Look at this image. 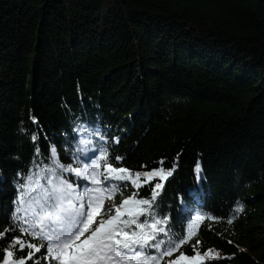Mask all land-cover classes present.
Returning a JSON list of instances; mask_svg holds the SVG:
<instances>
[{"label": "trees", "instance_id": "obj_1", "mask_svg": "<svg viewBox=\"0 0 264 264\" xmlns=\"http://www.w3.org/2000/svg\"><path fill=\"white\" fill-rule=\"evenodd\" d=\"M100 144L115 167L174 169L153 215L186 242L162 264H264V0H0V232L27 185L76 182L57 163ZM15 235L41 243L7 233L13 259L31 251Z\"/></svg>", "mask_w": 264, "mask_h": 264}, {"label": "snow or ice", "instance_id": "obj_2", "mask_svg": "<svg viewBox=\"0 0 264 264\" xmlns=\"http://www.w3.org/2000/svg\"><path fill=\"white\" fill-rule=\"evenodd\" d=\"M32 139L35 141L37 136L34 135ZM119 139L113 138L115 143ZM100 140L104 141L105 137L101 135ZM55 152V147H52L51 153ZM98 153V158L96 155L86 156L87 162H80L79 157H75L78 164L75 167L57 163L62 172L73 173L78 178L74 183L61 180L57 186L48 180L50 189L44 188L39 181L34 186L31 183L27 185L29 199L26 201L21 195L18 202L27 203L28 206L14 209L13 227L0 232V238L9 232H20L38 238L41 243L25 242L20 235L13 236L11 247L19 251L30 248L31 251L19 259H13V251L0 249V255L4 256L2 264H28V261H33V264H52V261L56 264H162L165 256H172L186 242L183 230L178 235L173 234L166 244L158 240L157 236L165 232L162 225L167 221L156 219L153 215V204L163 187L162 182L172 175L174 169L165 171L160 167L164 161H160L156 169L133 175L129 169L114 166L122 157H112V162H108L109 156L103 144L99 145ZM196 171H200L199 165ZM27 179L31 181L32 177ZM153 180L158 182L152 184ZM114 181L125 183L117 184ZM145 185H151L147 198L140 197L138 191ZM128 187L136 191L124 198L123 190ZM117 194L121 196L120 205L105 209L104 200L114 199ZM242 210L240 207L235 211ZM102 213L108 219L97 220ZM145 216L150 217L151 222L140 219ZM203 218L200 214L196 216V220ZM94 224L97 226L93 229ZM86 233L90 234L85 236ZM156 249L162 250L156 253ZM211 258L219 257L216 254ZM203 260L204 257L196 253L191 258L181 255L167 264H201Z\"/></svg>", "mask_w": 264, "mask_h": 264}, {"label": "rangeland", "instance_id": "obj_3", "mask_svg": "<svg viewBox=\"0 0 264 264\" xmlns=\"http://www.w3.org/2000/svg\"><path fill=\"white\" fill-rule=\"evenodd\" d=\"M133 175L135 174V173H133V172H131ZM115 182V181H114ZM78 190H82V189H78ZM104 195L106 196V193H104ZM112 205H117L116 203H114V202H112L111 200H109V199H105L104 200V208L105 209H107L109 206H112ZM114 214V213H113ZM100 219H105L106 220V215H104L103 216V213H102V215L100 216V217H97V220H100ZM97 225H95V227H96Z\"/></svg>", "mask_w": 264, "mask_h": 264}]
</instances>
